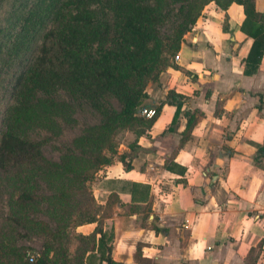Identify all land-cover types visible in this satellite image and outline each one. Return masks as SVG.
Returning <instances> with one entry per match:
<instances>
[{"label":"trees","instance_id":"16d2710c","mask_svg":"<svg viewBox=\"0 0 264 264\" xmlns=\"http://www.w3.org/2000/svg\"><path fill=\"white\" fill-rule=\"evenodd\" d=\"M9 2L6 25L0 27V264H120L112 258L113 235L104 226L120 199L111 192L101 204L93 186L99 172L115 160L129 169L140 148L138 139L148 135L154 119L140 115L147 85L158 82L167 68L182 69L174 57L210 3L222 10L232 3L243 6L240 30L253 40L244 72H256L264 53V12L256 10L255 0ZM167 3L178 8L162 32ZM59 89L89 100L101 120L52 160L42 152L44 141L29 133L59 132L56 120L70 109L53 97ZM106 94L118 101L119 109L103 103ZM185 101V96L167 92L164 102L175 107L172 125ZM196 113L184 111L187 124L177 147L188 139ZM126 133L133 136L127 144ZM122 144L129 150L120 151ZM164 167L175 170L168 161ZM130 184L134 203L146 202L147 185ZM90 223L96 224L90 233L76 231ZM33 235L42 238L38 252L21 243ZM29 251L35 254L32 263ZM140 259L137 247L134 260ZM246 263L251 264L249 258Z\"/></svg>","mask_w":264,"mask_h":264},{"label":"crops","instance_id":"0c3cea01","mask_svg":"<svg viewBox=\"0 0 264 264\" xmlns=\"http://www.w3.org/2000/svg\"><path fill=\"white\" fill-rule=\"evenodd\" d=\"M255 8L264 12V0ZM244 18L237 3L206 6L177 52L182 69L167 68L147 89L145 107L157 115L130 168L115 160L99 172L97 202L111 192L120 199L104 224L114 261L264 264V53L256 72L246 74L253 40L240 30ZM170 90L186 97L173 125L175 107L164 102ZM187 108L197 110V122L177 147ZM167 161L175 170L164 167ZM132 182L147 185L146 202L134 203ZM95 225L76 231L88 234Z\"/></svg>","mask_w":264,"mask_h":264},{"label":"rangeland","instance_id":"374dc122","mask_svg":"<svg viewBox=\"0 0 264 264\" xmlns=\"http://www.w3.org/2000/svg\"><path fill=\"white\" fill-rule=\"evenodd\" d=\"M9 5V0H0V27L6 25V19L9 14ZM177 8L178 5L176 4H166L165 14L168 19L166 20L167 22L165 25L161 28L162 32L167 31L170 27L173 20V14H175ZM158 82L149 83L146 90L149 86L156 85ZM53 97L60 102H64L70 107V109L67 107V111L64 116H60L56 120L59 126V132L57 134H53L48 130L36 129L31 131L29 136L32 139L44 141L42 145V152L45 157L52 160H58L59 156L71 147L74 137L81 134L86 127L99 123L101 120V114L91 105L89 100L75 95L66 89L57 90ZM101 100L106 106H112L116 109L120 108L118 101L109 94L104 95ZM132 137L131 133H126L124 143L129 142ZM122 148L123 146L121 145L120 149ZM36 217L47 220V217L43 213H38ZM21 243L33 247L35 251L38 252L42 246V238L40 236L33 235L30 240H22ZM28 254L33 255L35 258L34 253L29 251Z\"/></svg>","mask_w":264,"mask_h":264},{"label":"built area","instance_id":"2783aa9c","mask_svg":"<svg viewBox=\"0 0 264 264\" xmlns=\"http://www.w3.org/2000/svg\"><path fill=\"white\" fill-rule=\"evenodd\" d=\"M179 60V55L176 54L175 57H174V61L175 62H178ZM140 115L145 117V118H148V119H152L154 118L156 115H157V110L154 108V107H142L141 110H140ZM28 257H29V261L32 262L34 260V256L31 255V254H28Z\"/></svg>","mask_w":264,"mask_h":264}]
</instances>
